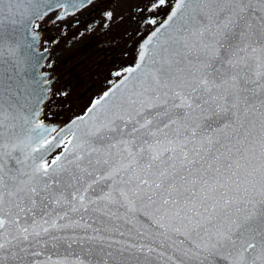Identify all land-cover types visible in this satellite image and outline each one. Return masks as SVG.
Segmentation results:
<instances>
[{
  "label": "snow or ice",
  "instance_id": "snow-or-ice-1",
  "mask_svg": "<svg viewBox=\"0 0 264 264\" xmlns=\"http://www.w3.org/2000/svg\"><path fill=\"white\" fill-rule=\"evenodd\" d=\"M51 11L0 0V264H264V0H139L135 61L63 125Z\"/></svg>",
  "mask_w": 264,
  "mask_h": 264
},
{
  "label": "rangeland",
  "instance_id": "rangeland-1",
  "mask_svg": "<svg viewBox=\"0 0 264 264\" xmlns=\"http://www.w3.org/2000/svg\"><path fill=\"white\" fill-rule=\"evenodd\" d=\"M123 1L125 5H121L118 7V5L113 4L112 9L115 17L113 22L111 23H104L105 28H103L106 32V38L103 42H108L111 40V38H115L118 36L114 42H122L123 37L125 36L126 46L132 49V55L125 59L123 62L116 63L117 65L113 64L110 66L109 63L113 57H115V54L112 57H108L103 55H100L98 57H94L91 60H85L83 65H86V69H81L79 66H73L71 67V64H66V62L62 64H66L65 68L63 69L64 72L62 73V76H58L56 81L53 83V93L60 92V93H67L66 96L62 95H52L50 98L47 99V108L46 111L48 113V119L53 121H60L61 123L67 121L71 117L80 114L84 108L86 107L88 101L92 98H96L98 95H100L108 86L111 84L114 80L118 78L115 73L117 71H122L123 68H126L130 66L133 63V59L135 56L136 49V41H139L144 34L145 29L144 26L139 24L140 16L138 12L136 11V5L139 3V0H120ZM129 2V8L126 5ZM167 9L162 8L160 9V15L158 19H162L164 14L166 13ZM112 12V13H113ZM97 19L93 22L94 25H98L100 20L102 18L101 14H99ZM105 20V19H104ZM114 21L117 22L114 24ZM131 26V27H130ZM109 27H115L113 30H106ZM130 30L129 33L126 34V31ZM125 33V35H124ZM51 35V32H49L45 39H44V45H48V36ZM78 35V34H76ZM74 36L75 40L68 41L65 44H63L62 40H56L52 41L53 46L56 48H60L59 52L58 49L56 51H53L50 59L53 61L55 59H66L68 60V63H70V60L72 58H69L70 56H74L76 53L78 55L83 53L84 50L87 49V52L85 55H89L93 53L94 49L99 45L90 48L88 45V42L86 45L88 48L83 46L85 43V40L88 38L87 33H82V37ZM124 35V36H123ZM81 40V41H80ZM76 41H80L79 43L83 42L81 46H79ZM113 44V41L111 43L105 42L104 46H110ZM77 45V48H75ZM79 47V48H78ZM105 53V52H104ZM101 56L103 59L100 61ZM82 59H84V55H82ZM47 65L43 66L45 69H47ZM63 66H61L62 68ZM70 69V71L68 70ZM84 72V73H82ZM52 74V72H51ZM74 74L76 76V80L74 79ZM72 76V77H71ZM90 84L88 88H86L85 92L81 96L80 93L85 89L84 85Z\"/></svg>",
  "mask_w": 264,
  "mask_h": 264
},
{
  "label": "flooded vegetation",
  "instance_id": "flooded-vegetation-1",
  "mask_svg": "<svg viewBox=\"0 0 264 264\" xmlns=\"http://www.w3.org/2000/svg\"><path fill=\"white\" fill-rule=\"evenodd\" d=\"M118 5V7H120L122 5H125L123 3V1L120 0H94L93 3L91 5H87L84 8H81L77 11H75L74 13H71L63 18H58V14H59V9H55L51 12H49L44 19L38 20L36 23L39 24V28L43 29L42 30V37H41V47L46 48L49 50V54H48V58L46 59L45 62V66L47 65V63L49 64L47 66V69L51 70L52 75H54L55 80H57V78H59L60 76H62L61 72H64L63 69L66 67L65 65L67 64H71V67L73 66H79L81 69H86L87 66L83 65L85 60H91L94 57H98L100 55L107 56V58L110 56L112 57L115 54V57H113L111 59V61L107 64H109L110 66H112L113 64L117 65L116 63L118 62H123L125 59H128L131 55H132V49L126 46V41H125V33H124V37L122 42H114L115 39L118 37L116 36L114 39L111 38V40L107 42L108 44L111 43L113 41V44L108 46H104L105 42H103L105 40V36H106V32L108 31H104L103 28H105L104 23H111L115 17L113 16L112 19L108 20L104 17V13L105 12H113L114 9H112L113 4ZM128 8H129V2H126ZM136 7V6H135ZM101 14L102 18L99 19L100 22L99 24L96 26L94 25V21L97 19L96 17ZM114 14V12H113ZM105 19V20H104ZM117 23L114 21V24ZM131 27V26H130ZM38 28V29H39ZM115 27H109L106 30L110 29L113 30ZM129 29L128 31H126V34L129 33ZM51 32V35L48 36V45L47 46H43L44 45V39L46 37V35ZM82 33H87L88 34V38L85 40V43L80 41H76V43L81 46V44L83 46H85L86 48H88V46L86 45V43L88 42V45L90 46L91 49L95 46H98L94 49L93 53L89 54V55H85L87 52V49L84 50V54L81 53L78 55L75 53L74 56H70L69 58H72L70 60V63H68L67 58L64 59H55L54 61L52 59H50L49 56H51L52 52L55 51V49H58V52L60 50V48L58 47H54L52 44V41H56V40H62L63 44H65L66 42L73 41L75 40V35L79 37H82ZM140 41V39H139ZM136 49L138 50V45L139 42L136 41ZM77 48V45L76 47ZM79 48V47H78ZM56 49V51H57ZM105 52V53H104ZM136 52V51H135ZM100 54V55H99ZM82 55H84V59H82ZM103 57L101 56L100 61L103 59ZM136 57V53L134 56V59ZM133 59V62H134ZM66 62V64H62ZM50 66V67H49ZM61 66H63L61 68ZM70 71V69H68ZM84 73V72H82ZM59 76V77H58ZM72 77V76H71ZM74 79L76 80V76L74 74ZM89 87L88 84L84 85V90L80 93V95L82 96L83 93L85 92L86 88ZM93 99V98H92ZM91 100V99H90ZM89 100V101H90ZM88 101V103H89ZM87 103V104H88ZM50 120V119H49Z\"/></svg>",
  "mask_w": 264,
  "mask_h": 264
},
{
  "label": "water",
  "instance_id": "water-1",
  "mask_svg": "<svg viewBox=\"0 0 264 264\" xmlns=\"http://www.w3.org/2000/svg\"><path fill=\"white\" fill-rule=\"evenodd\" d=\"M94 1V0H93ZM70 2V0H44V3L45 4H51L52 5V7H53V10L54 9H59V14H58V17L59 18H63V17H65V16H67V15H69V14H71V13H74L75 11H77V10H74V9H72L71 7H69L68 9H67V11H65V8L64 7H56V5H57V3H60V4H68ZM38 31V35L36 36V40H35V46H34V49L32 50V53H31V56H32V58H33V62L35 63L36 61H38L39 62V67H37L36 68V72L37 73H40L41 71H43V72H47L48 74H49V80H50V82L52 83V80H53V77H51L50 76V71H47V70H43L42 69V66H43V63H44V61H45V59H46V56L48 55V50H46V49H42V48H40L39 46H40V37H41V29L40 30H37ZM140 42V41H139ZM38 79L40 78L39 76L37 77ZM118 80V79H117ZM116 80V81H117ZM115 83V81L112 83V84H110V86L106 89V90H108L109 88H111L112 86H113V84ZM51 87H52V84H51ZM105 90V91H106ZM101 95H99V97H100ZM98 97V98H99ZM97 98V99H98ZM96 100V99H95ZM94 100V101H95ZM93 102V101H92ZM91 102V103H92ZM91 103L88 105V106H86L87 108L91 105ZM84 112H85V110L80 114V115H82V114H84ZM73 118H75V117H72L71 119H73ZM70 119V120H71ZM69 120V121H70ZM49 123H51V124H53V125H60L58 122H50V121H48ZM68 122V121H67ZM66 123V122H65ZM64 124V123H63ZM63 124H61V125H63Z\"/></svg>",
  "mask_w": 264,
  "mask_h": 264
}]
</instances>
